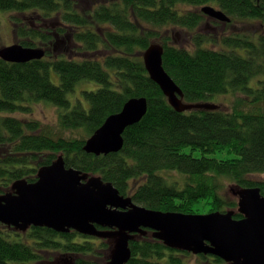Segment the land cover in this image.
Masks as SVG:
<instances>
[{
  "label": "trees",
  "instance_id": "16d2710c",
  "mask_svg": "<svg viewBox=\"0 0 264 264\" xmlns=\"http://www.w3.org/2000/svg\"><path fill=\"white\" fill-rule=\"evenodd\" d=\"M207 3L219 6L231 26L256 22L262 29L225 35L227 49L206 46L199 31L192 49L174 44L167 28L197 29L205 18L198 8ZM0 11L9 13L17 43L46 52L25 63L0 59L2 191L18 179L36 181L39 169L62 155L68 168L97 174L135 203L164 212L234 210L239 219L234 189L259 187L264 195V181L255 178L264 176V0H0ZM155 41L164 46L163 65L185 102L214 103L228 94L234 102L178 112L144 67L143 52ZM81 80L101 85L84 91L89 108L69 99ZM134 97L147 98L148 111L126 129L122 150L84 151L104 120ZM42 101L66 109L57 130L13 115L31 114ZM130 249L127 264H228L169 248L151 232L137 235ZM110 250L108 239L75 230L22 232L0 223V264H107Z\"/></svg>",
  "mask_w": 264,
  "mask_h": 264
},
{
  "label": "water",
  "instance_id": "95a60500",
  "mask_svg": "<svg viewBox=\"0 0 264 264\" xmlns=\"http://www.w3.org/2000/svg\"><path fill=\"white\" fill-rule=\"evenodd\" d=\"M201 10L218 21L231 20L211 5ZM45 55L43 48L17 42L0 47V59L11 63L42 59ZM163 55L164 46L155 41L142 57L149 77L173 108L178 112L220 108L214 103L185 102L183 91L165 70ZM147 107V98H130L120 112L110 115L87 139L84 151L96 155L121 151L124 132L143 119ZM65 164L60 155L39 169L36 181L18 179L9 190L0 189V223L22 232L40 226L108 239L111 250L107 264H127L132 256L130 242L147 232L172 249L214 255L228 264H264V195L259 187L234 189L237 212L242 215L239 219L234 210L208 214L164 212L135 203L97 174H85ZM50 264L74 262L60 259Z\"/></svg>",
  "mask_w": 264,
  "mask_h": 264
},
{
  "label": "rangeland",
  "instance_id": "374dc122",
  "mask_svg": "<svg viewBox=\"0 0 264 264\" xmlns=\"http://www.w3.org/2000/svg\"><path fill=\"white\" fill-rule=\"evenodd\" d=\"M206 5H211L215 7L216 9L221 8L217 6L215 3H207ZM205 6L202 5L201 8ZM201 8H198L200 11ZM223 11V10H221ZM205 15V18L203 22L197 27L195 30H184L180 29L178 27H168L167 30L173 36L174 38V44H177L181 47H185L187 49H192L193 47V38L196 31L201 32L204 38H207V41L204 43L206 46H209L213 49H223L226 48V46L223 44V37L225 35L230 34L231 32H236L237 30L240 32H246L248 29L250 31H257L262 29L261 24L259 23H253L249 25L238 23L236 26H231L229 24L230 22H224V21H218L217 19H214L210 17L209 15ZM9 13L0 11V34H1V40H0V46L10 45L12 43H16V37L14 36L13 30H12V24L9 21ZM231 26V27H230ZM259 26V27H258ZM244 28V29H243ZM157 42V41H156ZM68 51L72 53L75 46L73 45V42L68 43ZM227 49V48H226ZM73 56V55H72ZM50 76L51 80L55 84L60 83V76L57 71H54V69L50 70ZM264 80V75L260 77ZM101 85L93 80H81V82L76 86L75 90L71 91L69 93V99L72 104H76L79 101L82 102L83 106L85 108H89L90 104L88 99L85 96L84 91H96V89H99ZM238 97V96H237ZM235 96L228 94L225 97H217L213 100L214 103H220L221 105L233 103L235 100ZM66 111L64 108H59L54 106L52 103L42 101L41 103H37L33 106V110L31 114L23 113V112H17L13 115H16L20 118H34L38 119L42 122L43 125L51 126L55 130L59 128V112ZM256 179L260 181H264L263 175H257L255 176Z\"/></svg>",
  "mask_w": 264,
  "mask_h": 264
},
{
  "label": "bare ground",
  "instance_id": "6f19581e",
  "mask_svg": "<svg viewBox=\"0 0 264 264\" xmlns=\"http://www.w3.org/2000/svg\"><path fill=\"white\" fill-rule=\"evenodd\" d=\"M218 20V19H217ZM102 155H106V154H102ZM99 156V155H98ZM128 197V196H127ZM148 233V232H147ZM145 236V235H144Z\"/></svg>",
  "mask_w": 264,
  "mask_h": 264
},
{
  "label": "flooded vegetation",
  "instance_id": "af4514ba",
  "mask_svg": "<svg viewBox=\"0 0 264 264\" xmlns=\"http://www.w3.org/2000/svg\"><path fill=\"white\" fill-rule=\"evenodd\" d=\"M58 260H60V259H58ZM48 264H50V263H48Z\"/></svg>",
  "mask_w": 264,
  "mask_h": 264
}]
</instances>
